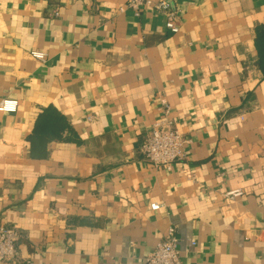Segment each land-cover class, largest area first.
Instances as JSON below:
<instances>
[{
  "label": "crops",
  "instance_id": "0c3cea01",
  "mask_svg": "<svg viewBox=\"0 0 264 264\" xmlns=\"http://www.w3.org/2000/svg\"><path fill=\"white\" fill-rule=\"evenodd\" d=\"M171 5L178 34L125 0H0V103H19L0 112V227L20 233L7 264H146L170 228L182 264H264V0ZM162 100L189 141L170 171L140 153ZM51 107L72 132L35 160Z\"/></svg>",
  "mask_w": 264,
  "mask_h": 264
},
{
  "label": "built area",
  "instance_id": "2783aa9c",
  "mask_svg": "<svg viewBox=\"0 0 264 264\" xmlns=\"http://www.w3.org/2000/svg\"><path fill=\"white\" fill-rule=\"evenodd\" d=\"M49 2L53 3V0H49ZM125 3L126 8L132 10L136 16H139L144 8H151L163 14L166 17V28L173 34L180 32L179 14L172 8L171 0L159 2L125 0ZM119 11L123 12L124 8ZM51 16L58 18L60 16L59 8L54 7ZM31 56L41 64H44L48 59L46 53L39 51H32ZM161 104L163 116L152 125L141 145L140 153L145 161L157 169L170 171L175 163L182 160L183 149L189 141L170 120L171 111L167 102L162 100ZM18 107L17 101L6 99L0 103V112L16 113ZM1 136L2 128L0 126V139ZM230 195L237 196L240 193L234 192ZM150 209L157 212L161 206L152 204ZM19 241L20 233L16 229L0 227V264H7L18 257L17 245ZM145 261L146 264H182L175 228L168 230L165 238L149 253Z\"/></svg>",
  "mask_w": 264,
  "mask_h": 264
},
{
  "label": "trees",
  "instance_id": "16d2710c",
  "mask_svg": "<svg viewBox=\"0 0 264 264\" xmlns=\"http://www.w3.org/2000/svg\"><path fill=\"white\" fill-rule=\"evenodd\" d=\"M256 34L258 66L264 76V26L259 27ZM71 132L70 125L60 113L52 107L45 109L37 118L33 133L28 138L31 158L45 159L48 156L47 146L52 142L63 141L65 133L70 135Z\"/></svg>",
  "mask_w": 264,
  "mask_h": 264
}]
</instances>
